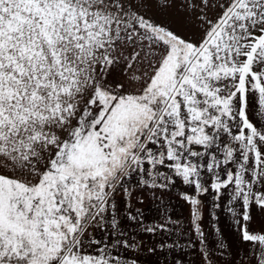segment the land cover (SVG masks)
I'll use <instances>...</instances> for the list:
<instances>
[{
	"label": "snow or ice",
	"instance_id": "1",
	"mask_svg": "<svg viewBox=\"0 0 264 264\" xmlns=\"http://www.w3.org/2000/svg\"><path fill=\"white\" fill-rule=\"evenodd\" d=\"M0 264H264V0H0Z\"/></svg>",
	"mask_w": 264,
	"mask_h": 264
},
{
	"label": "rangeland",
	"instance_id": "2",
	"mask_svg": "<svg viewBox=\"0 0 264 264\" xmlns=\"http://www.w3.org/2000/svg\"><path fill=\"white\" fill-rule=\"evenodd\" d=\"M170 212H174L175 215H178L181 217L182 220H184L185 222L187 221L189 214H190V208L188 205L184 204L183 202H179L174 200L173 201V207L169 209ZM205 222H207V213H205ZM222 229L224 230L226 236L228 237V239L230 240H234L235 237L232 234L231 230L226 226V224H224L222 222L221 224ZM215 237L213 236H209V239L212 240Z\"/></svg>",
	"mask_w": 264,
	"mask_h": 264
}]
</instances>
